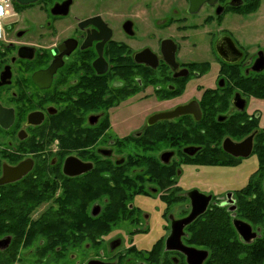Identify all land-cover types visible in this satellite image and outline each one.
Segmentation results:
<instances>
[{"label": "flooded vegetation", "instance_id": "1", "mask_svg": "<svg viewBox=\"0 0 264 264\" xmlns=\"http://www.w3.org/2000/svg\"><path fill=\"white\" fill-rule=\"evenodd\" d=\"M262 7L12 1L0 264H264Z\"/></svg>", "mask_w": 264, "mask_h": 264}, {"label": "rangeland", "instance_id": "2", "mask_svg": "<svg viewBox=\"0 0 264 264\" xmlns=\"http://www.w3.org/2000/svg\"><path fill=\"white\" fill-rule=\"evenodd\" d=\"M262 8H264V7H262ZM262 17L264 18V15H262ZM263 21V23H264V20H262ZM8 22V19H6V20H4L3 21V26H5V24ZM249 29V27H246V31ZM256 109H259L258 111H260L262 114H263V117H264V101H261V102H259V100L257 101V105H256ZM264 119V118H263ZM201 171H203V170H201ZM211 173H212V175H211ZM218 173H219V171L218 172H214V170H212V171H210V172H208V174L210 175H207V173H202V174H200V177H207L208 176V178H210V177H213L215 180H218V181H222V180H224V179H233V178H235V176H236V172L235 173H233V172H227V173H223V174H221V175H218ZM187 176H188V174H187ZM154 237H155V231H153L152 233H150L149 235H148V240H153L154 239ZM73 248V247H72ZM72 248H68V250H67V255H70L71 253L72 254H74V255H78L79 254V252H80V250H79V252H78V250L77 249H72ZM69 257V256H68ZM69 259V258H68Z\"/></svg>", "mask_w": 264, "mask_h": 264}, {"label": "built area", "instance_id": "3", "mask_svg": "<svg viewBox=\"0 0 264 264\" xmlns=\"http://www.w3.org/2000/svg\"><path fill=\"white\" fill-rule=\"evenodd\" d=\"M12 15V0H0V37L3 29V21Z\"/></svg>", "mask_w": 264, "mask_h": 264}, {"label": "water", "instance_id": "4", "mask_svg": "<svg viewBox=\"0 0 264 264\" xmlns=\"http://www.w3.org/2000/svg\"><path fill=\"white\" fill-rule=\"evenodd\" d=\"M12 1L17 3V4H20V5H28V4H33V3L37 2L38 0H12ZM190 1H193V0H190ZM196 216H197V213L192 215V217H196ZM88 264H92V263L89 262Z\"/></svg>", "mask_w": 264, "mask_h": 264}, {"label": "trees", "instance_id": "5", "mask_svg": "<svg viewBox=\"0 0 264 264\" xmlns=\"http://www.w3.org/2000/svg\"><path fill=\"white\" fill-rule=\"evenodd\" d=\"M76 216H68L67 217V225L70 223H75Z\"/></svg>", "mask_w": 264, "mask_h": 264}]
</instances>
